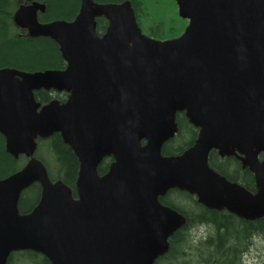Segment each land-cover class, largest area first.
I'll return each mask as SVG.
<instances>
[{
	"label": "water",
	"instance_id": "water-1",
	"mask_svg": "<svg viewBox=\"0 0 264 264\" xmlns=\"http://www.w3.org/2000/svg\"><path fill=\"white\" fill-rule=\"evenodd\" d=\"M80 1L72 21L40 23L46 4L38 1L14 14L30 37L59 46L66 67L0 68V134L8 154L29 159L0 179V264L22 251L51 264H155L186 224L159 201L171 189L246 221L264 219V0H175L188 25L169 40L144 34L130 1ZM98 18L108 21L103 35ZM41 90L69 97L42 105L34 95ZM179 112L198 139L181 155L163 156ZM56 133L80 163L78 200L35 157L36 140ZM212 150L245 155L256 192L210 168ZM106 156L116 162L100 177ZM34 184L39 203L21 213Z\"/></svg>",
	"mask_w": 264,
	"mask_h": 264
},
{
	"label": "trees",
	"instance_id": "trees-1",
	"mask_svg": "<svg viewBox=\"0 0 264 264\" xmlns=\"http://www.w3.org/2000/svg\"><path fill=\"white\" fill-rule=\"evenodd\" d=\"M33 1L43 2L47 5V12L43 17L47 21L58 19L70 21L76 16L80 7V0ZM94 1L120 3L125 0ZM130 1L139 25L148 35L158 39H168L177 36L182 31L184 22L178 16L174 0H172L173 10L167 13L159 11L155 16H151L148 12V7L153 4V0ZM18 5L19 0H0V68L11 67L30 72L62 68L63 61L59 54V47L53 40L45 37H19V31L13 21V15ZM105 26L106 20L98 19L100 32L104 30ZM52 98L49 92L36 93V99L42 103H47ZM190 138L191 136H189V140ZM185 146L183 144L177 151ZM36 157L45 165L52 181L61 180L69 187L74 188L78 163L72 151L63 144L59 135H53L47 140H40ZM25 162L24 157L21 156L16 160L6 152L4 137L0 135V179L19 171ZM40 196L41 187L39 184L24 191L19 204L21 213L31 211L38 204ZM185 202L190 208L188 211L182 212L187 218V223L171 238L170 252L167 256L160 258L156 264H240L241 256L238 248L246 250L255 240L264 242V219L244 221L214 210L205 211L190 198ZM196 227L209 229L211 237L204 241L195 235L193 237L190 232ZM7 264H49V262L39 253L22 251L11 254Z\"/></svg>",
	"mask_w": 264,
	"mask_h": 264
},
{
	"label": "flooded vegetation",
	"instance_id": "flooded-vegetation-1",
	"mask_svg": "<svg viewBox=\"0 0 264 264\" xmlns=\"http://www.w3.org/2000/svg\"><path fill=\"white\" fill-rule=\"evenodd\" d=\"M32 1L33 0H19V5H18L16 11L18 10V8L21 5L30 4ZM125 1H130V0H125ZM122 2H124V1H122ZM122 2H120V3H122ZM80 4H81V1H80ZM131 4H132V2H131ZM132 7H133V5H132ZM79 10H80V7H79ZM16 11H15V13H16ZM46 12H47V5H46V11L44 13H41V12L38 13V20H39L40 23L52 22V21H47V20L43 19V17H44ZM78 13H79V11H78ZM78 13L76 14V16L78 15ZM177 13H178V10H177ZM76 16L72 20H74L76 18ZM13 18H14V15H13ZM179 18L184 22V26H183L182 31L177 36L172 37V38H168V39H158V38L152 37V36L148 35L146 32H144V30L142 29V27L140 25L139 26L142 29V31L144 32V34H146L149 37H152V38L157 39V40H169V39H173V38L179 37L184 32L185 28L188 25V21L187 20L182 19L181 17H179ZM98 19H100V18H98ZM98 19H97V32H98L99 35H103L105 33V31H106V28L108 27V21L105 19L106 20V26H105L104 30L102 32H100L98 30ZM58 20H60V19H58ZM72 20H70V21H72ZM53 21H55V20H53ZM67 21H69V20H67ZM17 29L19 31V37H21V38H32V37L29 36L27 30L21 29L19 27H17ZM36 38H40V37H36ZM59 54H60V57H61V59L63 61L62 68H59V69H65L66 62L64 61V59H63V57H62V55L60 53V50H59ZM41 91H45V90H41ZM41 91H38V92H41ZM38 92L34 93L35 99H36V93H38ZM45 92L51 93V95L53 97L52 100H57L61 104H64L68 100V97H69V93H67V92H57V91H54V90L45 91ZM52 100H50V101H52ZM38 102H40L42 105L49 103V102L42 103L41 101H38ZM175 122H176V126H177V131H176L175 135L164 144V146L162 148L163 156H178V155H181L186 149L192 147L195 144L196 140L198 139L199 129L196 128L194 125H192L190 123L189 119L187 118V116H186V114L184 112H179V113L176 114ZM54 135H59L60 136L61 141L63 142V144L69 147V149L72 151L73 155L75 156V158L77 160V163H78V170L77 171H78V173H77V177H76V180H75L74 188L69 187L63 181L62 182L65 183L72 190L73 199L74 200H78L79 196H78V194L76 192V183H77V179H78V175H79V166H80L78 157L74 154V151L72 150V148L69 145L64 143V141H63V139H62L60 134L56 133ZM189 136H191L190 140H189ZM49 138H45V139L38 138L36 140L37 149H38V143H39L40 140H47ZM4 140H5V138H4ZM187 141H189V142L187 143ZM142 144L145 145V141L142 142ZM183 144H184V146L185 145L186 146L184 148H182L181 150L177 151V149L179 147H182ZM5 149H6V142H5ZM37 149H36V151H37ZM20 157L21 156H19L18 159ZM22 157H24L26 159V162L24 164V166H25L28 163L29 159L26 156H24V155ZM35 157H36V153H35ZM18 159H16V160H18ZM242 159H246L245 155L241 154L237 150L234 151V154L226 155V156H221L218 150H212L209 153L208 163H209L210 168H212L215 172H217L221 176L225 177L229 182L238 184V185L242 186L243 188H245L246 190H248L249 192L255 193L256 192V182H255L254 175L250 171L249 166L244 165V163L242 162ZM258 159L260 161H262L264 159V154L263 153L260 154ZM115 162H116V158H114V156H106V157L102 158V160H101V162H100V164L98 165V168H97L98 175L100 177H103L109 171V169L111 168V166ZM55 168H56V165H55ZM56 181H52V182H56ZM58 181H61V180H58ZM188 198H190V200L193 201L194 203L200 205L203 208V210H205V211H210V210L213 211L214 210V211H217L219 213L226 214L227 216L230 215V216L237 217V216L229 213L227 210H216V209L207 208L206 206H204L203 204L198 202V199H197V197L195 195H192V194H190V193H188L186 191L180 190V189H171V190L167 191L164 196H161L159 198V201H160V203L163 206L169 207V208H171L173 210H176L179 214L184 216V218L186 220V223H187V218L182 212L183 211H188L190 209L188 207V203L185 202L186 199H188ZM244 221H246V220H244ZM207 223H209V222H207ZM191 233L193 234L192 235L193 237L196 236L199 239H203V241L205 239L211 237V231L209 229H205V227L193 228L192 232H190V234ZM171 238H170V240H171ZM170 240H169V250H168V252L164 256H162L160 258H163V257L167 256V254L170 252ZM259 244H260V240H255L254 242H252L247 247L246 250H242V249L238 248L239 254L241 256V259H240L241 263L240 264H247V262L249 260H252V259L256 260L257 259V256H258V253H257L258 252V247L257 246ZM230 249H233V248H230ZM42 256L45 259H47L44 255H42ZM160 258L155 262V264L160 260ZM48 262H49V264H51L49 260H48Z\"/></svg>",
	"mask_w": 264,
	"mask_h": 264
},
{
	"label": "rangeland",
	"instance_id": "rangeland-1",
	"mask_svg": "<svg viewBox=\"0 0 264 264\" xmlns=\"http://www.w3.org/2000/svg\"><path fill=\"white\" fill-rule=\"evenodd\" d=\"M153 4H150L148 7V12L151 16H155L159 11L169 12L173 10V3L172 0H153ZM158 16V15H157ZM258 247V256L257 259L249 260L247 264H264V242L260 241Z\"/></svg>",
	"mask_w": 264,
	"mask_h": 264
},
{
	"label": "bare ground",
	"instance_id": "bare-ground-1",
	"mask_svg": "<svg viewBox=\"0 0 264 264\" xmlns=\"http://www.w3.org/2000/svg\"><path fill=\"white\" fill-rule=\"evenodd\" d=\"M23 191H24V190H23ZM23 191H22V192H23Z\"/></svg>",
	"mask_w": 264,
	"mask_h": 264
}]
</instances>
